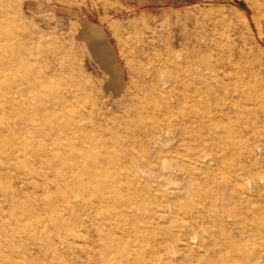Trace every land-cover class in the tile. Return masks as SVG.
<instances>
[{"label":"rangeland","instance_id":"374dc122","mask_svg":"<svg viewBox=\"0 0 264 264\" xmlns=\"http://www.w3.org/2000/svg\"><path fill=\"white\" fill-rule=\"evenodd\" d=\"M0 264H264V0H0Z\"/></svg>","mask_w":264,"mask_h":264}]
</instances>
